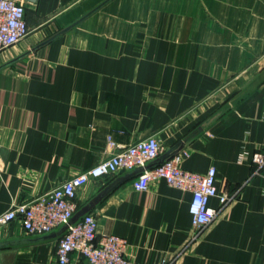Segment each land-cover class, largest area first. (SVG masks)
<instances>
[{
	"label": "crops",
	"instance_id": "0c3cea01",
	"mask_svg": "<svg viewBox=\"0 0 264 264\" xmlns=\"http://www.w3.org/2000/svg\"><path fill=\"white\" fill-rule=\"evenodd\" d=\"M25 16L27 35L0 51V213L139 139L165 152L221 110L179 152L185 170L214 166L217 192L234 197L199 234L191 194L163 179L144 191L125 179L88 213L98 235L126 239L132 264H264V164L252 161L264 79L250 86L264 71V0H35ZM124 174L87 181L75 212ZM58 238L14 220L0 264H58Z\"/></svg>",
	"mask_w": 264,
	"mask_h": 264
},
{
	"label": "built area",
	"instance_id": "2783aa9c",
	"mask_svg": "<svg viewBox=\"0 0 264 264\" xmlns=\"http://www.w3.org/2000/svg\"><path fill=\"white\" fill-rule=\"evenodd\" d=\"M35 0H0V51L22 40L28 33L26 5ZM112 143H110L111 145ZM164 150L161 141L154 135L139 139L112 153L96 165L82 170L63 183L34 199L14 204L0 213V228L18 220L27 234L39 235L50 232L67 223L74 214L76 192L90 179L116 175L144 166L158 157ZM252 161L264 164V154L255 153ZM158 179L177 189L191 194L188 212L191 228L199 234L209 225L220 210L231 200L232 195L218 193L216 189V169L210 166L206 172L198 173L181 167V156L176 154L161 164L143 170L131 180L133 189L147 190L150 183ZM216 197L219 206L212 207L209 200ZM97 219L87 213L58 238L55 258L58 264H67L69 256L75 253L83 257L87 264H132L126 256L127 242L115 234L97 233ZM162 259L156 264H168Z\"/></svg>",
	"mask_w": 264,
	"mask_h": 264
},
{
	"label": "water",
	"instance_id": "95a60500",
	"mask_svg": "<svg viewBox=\"0 0 264 264\" xmlns=\"http://www.w3.org/2000/svg\"><path fill=\"white\" fill-rule=\"evenodd\" d=\"M264 79V71L259 75V77L251 83L250 86H254L256 83L262 81ZM236 97L229 100L226 104V106H231L232 103L235 101ZM221 114V110L216 111L214 114H212L210 117H208L206 120H204L202 123L197 125L189 134H187L183 139H181L177 144H175L171 149L162 152L158 157L155 159L147 162L144 166L134 168L130 171H126V174L123 176L117 178L111 185H109L107 188H105L101 193H99L88 205H85L81 207L79 210L74 212V214L70 217V219L67 221V223L63 224L62 226L58 227L57 229H54L50 232H47V235L49 237H60L68 228L69 226L76 223L78 220H80L84 215L88 213V210L92 204H94L101 196H103L107 191H109L113 186L118 184L119 182L125 180V179H131L136 177L138 174H140L145 169H150L158 164L163 163L167 159L171 158L172 156L178 154L180 150L183 148L187 142H189L192 138L199 135L202 131H204L216 118L219 117Z\"/></svg>",
	"mask_w": 264,
	"mask_h": 264
}]
</instances>
